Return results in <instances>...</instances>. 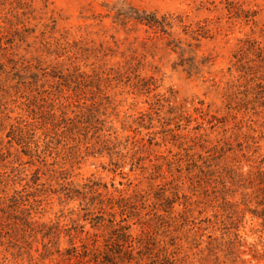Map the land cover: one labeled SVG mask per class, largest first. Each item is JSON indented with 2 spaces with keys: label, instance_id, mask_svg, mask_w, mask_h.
Masks as SVG:
<instances>
[{
  "label": "rangeland",
  "instance_id": "obj_1",
  "mask_svg": "<svg viewBox=\"0 0 264 264\" xmlns=\"http://www.w3.org/2000/svg\"><path fill=\"white\" fill-rule=\"evenodd\" d=\"M258 202L264 0H0V264H264Z\"/></svg>",
  "mask_w": 264,
  "mask_h": 264
},
{
  "label": "trees",
  "instance_id": "obj_2",
  "mask_svg": "<svg viewBox=\"0 0 264 264\" xmlns=\"http://www.w3.org/2000/svg\"><path fill=\"white\" fill-rule=\"evenodd\" d=\"M122 10L124 12H121V13L124 15V17H126L128 19H135V20L142 21L143 23H146V24L155 25V26L160 27V29L162 31L168 32L165 20L163 18H161L155 12L142 11V10L135 9L133 7H129L126 9L122 8ZM258 203L260 204V206H262V211L255 210V212H253V213H254V215L263 219L262 221L264 223V203H262V202H258Z\"/></svg>",
  "mask_w": 264,
  "mask_h": 264
}]
</instances>
